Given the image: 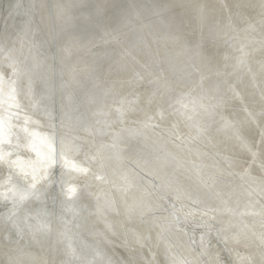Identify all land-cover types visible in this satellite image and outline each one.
<instances>
[{"label": "bare ground", "instance_id": "1", "mask_svg": "<svg viewBox=\"0 0 264 264\" xmlns=\"http://www.w3.org/2000/svg\"><path fill=\"white\" fill-rule=\"evenodd\" d=\"M0 264H264V0H0Z\"/></svg>", "mask_w": 264, "mask_h": 264}]
</instances>
